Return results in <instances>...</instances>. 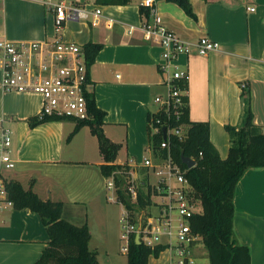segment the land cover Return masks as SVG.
I'll return each mask as SVG.
<instances>
[{
	"label": "crops",
	"instance_id": "crops-1",
	"mask_svg": "<svg viewBox=\"0 0 264 264\" xmlns=\"http://www.w3.org/2000/svg\"><path fill=\"white\" fill-rule=\"evenodd\" d=\"M62 1L87 12L85 18L64 23L62 39L82 48L87 42L101 44L87 65L88 92L104 111V135L119 145L113 163H126L131 173L144 170L142 159L152 154L147 128L155 108L153 97L166 91L165 80L174 67L168 72L161 69L159 42L142 28L153 23V13L142 5L143 0L126 4ZM153 1L163 24L182 39L204 36L219 42V48L206 55L180 54L175 66L187 73L184 92L189 119L208 122L210 141L225 158L230 144L225 126L241 125L245 90L253 121L264 131V0H190L194 16L176 3ZM141 5L147 14L141 13ZM96 9L100 13L95 14ZM54 34V11L45 0H0V38L42 41ZM1 77L0 59V81ZM41 103L39 93L4 91L0 83V121L12 132L14 161L6 169L10 172L0 171V184L3 179L16 180L41 199L61 201L65 220L88 226V248L103 264L99 249L103 247L106 254L113 249L111 220L117 215L111 214L112 204H119L121 211L123 205L108 199L111 191L99 167L105 160L98 138L87 124L68 138L77 124L71 117L30 125V117H39ZM137 180L141 183V178ZM233 201L234 236L248 246L251 264H264V165L244 172L236 183ZM48 241L38 213L2 202L0 264H33ZM172 256L164 248L157 257L150 255L148 264H171Z\"/></svg>",
	"mask_w": 264,
	"mask_h": 264
},
{
	"label": "built area",
	"instance_id": "built-area-1",
	"mask_svg": "<svg viewBox=\"0 0 264 264\" xmlns=\"http://www.w3.org/2000/svg\"><path fill=\"white\" fill-rule=\"evenodd\" d=\"M45 2L54 11L55 34L52 39L12 41L0 38L2 89L39 93L42 97L38 113L40 118L54 116L88 119L90 114L86 92L90 82L84 50L80 45L64 41L61 37V30L68 19L85 18L87 12L80 7L67 5L62 0ZM153 2L142 1L143 6L150 7L154 17L152 24H143L142 28L159 42L161 69L168 72L171 66L174 67L165 80L166 91L153 97L155 108L149 114L148 126L153 133L159 132L162 127V136L165 129L160 147L168 149L171 135L185 137L183 125H170L171 118L178 119L183 105V90L176 81L187 78L186 71L175 66V61L180 54L196 52L206 55L219 48V42L204 36L195 40L182 39L163 24L153 9ZM98 13L100 10L96 9L95 14ZM11 146L12 132L0 121V171L14 166ZM142 165L147 168V181L152 187L150 203L145 207L138 205L137 177L128 176L124 187L131 208L118 198L113 175L106 178V188L111 191L108 199L123 205L119 222L120 237L125 240V244L121 250L127 252L130 238L138 235L139 243L150 249L158 245L170 249L173 255L171 264H194L192 246L199 238L191 230L190 219L195 213L201 212L202 207L194 195L193 187L184 176L185 171L172 160L169 152L165 157L157 159L152 154L145 156ZM151 174L157 177L155 182L150 180ZM4 201L7 200L0 184V205Z\"/></svg>",
	"mask_w": 264,
	"mask_h": 264
},
{
	"label": "trees",
	"instance_id": "trees-1",
	"mask_svg": "<svg viewBox=\"0 0 264 264\" xmlns=\"http://www.w3.org/2000/svg\"><path fill=\"white\" fill-rule=\"evenodd\" d=\"M108 4H126L130 0H100ZM178 4L186 14L194 16L190 0H165ZM141 13L147 14L140 6ZM100 43L87 42L84 47L86 64L89 66L100 49ZM186 79L177 80L182 88L183 105L178 119L171 118L172 127L184 125L185 137L171 135L168 149L161 148L163 140L160 131L153 133L148 126V145L154 159L170 157L183 169L184 176L194 189L195 197L200 201L202 210L190 219L192 232L198 236L207 251L208 264H251L250 250L247 245L237 242L233 231L234 189L236 183L249 168H259L264 165V131L255 124L250 107L249 92H243V120L241 125H226L229 136V149L225 158H221L210 141L209 124L207 121H191L188 116L187 96L185 94ZM87 107L90 117L77 120V124L68 135L71 137L79 126L87 124L98 138L99 150L105 160L99 167L107 178L113 175L117 187V196L128 208H131L124 188H118L126 181L125 173L129 171L127 164L113 163L119 145L110 141L101 128L104 111L98 108L91 92H86ZM64 117L43 116L30 117V125H36L50 120H61ZM194 160L192 167H187L181 161V153ZM147 171V168L143 170ZM144 173L138 186V205L145 207L150 203L152 187ZM5 198L15 209L27 207L39 214L48 231L49 241L41 255L33 264H99L96 253L88 248L90 232L86 224L74 225L62 217L63 203L49 199H41L31 188H24L16 180H2ZM164 249L158 245L150 249L142 243H136L133 236L126 252L127 264H148V257H157Z\"/></svg>",
	"mask_w": 264,
	"mask_h": 264
},
{
	"label": "rangeland",
	"instance_id": "rangeland-1",
	"mask_svg": "<svg viewBox=\"0 0 264 264\" xmlns=\"http://www.w3.org/2000/svg\"><path fill=\"white\" fill-rule=\"evenodd\" d=\"M182 132L185 133L186 129L185 127H183ZM142 158V157H141ZM143 161V159H142ZM11 170H6V169H2L1 172L3 174L10 172ZM125 173V178L128 176H135V177H139L142 178V175H144V171L141 170L140 168L137 169L136 172L134 173ZM157 180V177L154 174H151V181L155 182ZM126 184V181H124V183L122 185H120L118 188H124ZM124 190V189H123ZM117 194V191H116ZM113 205V212L111 213L112 216L117 215L116 220L113 218L111 221L113 222V224L111 225L112 228V252L109 250V252H111L110 254H106L103 247L100 248V253H99V257H100V262H104L103 264H127V257H126V252L121 250L122 245L125 244V240L122 239L120 237L121 234V224L119 222V218H120V214H121V209H120V205L119 204H112ZM196 248L194 249V255H193V259H194V264H208V257L206 255L205 252V247L203 245V243L199 240L196 241ZM106 259L107 262L109 261V263H106Z\"/></svg>",
	"mask_w": 264,
	"mask_h": 264
},
{
	"label": "water",
	"instance_id": "water-1",
	"mask_svg": "<svg viewBox=\"0 0 264 264\" xmlns=\"http://www.w3.org/2000/svg\"><path fill=\"white\" fill-rule=\"evenodd\" d=\"M165 137V129L163 128V138ZM181 161L189 168L194 165V160L191 157H188L181 153ZM134 240L136 243H139L138 235H135Z\"/></svg>",
	"mask_w": 264,
	"mask_h": 264
}]
</instances>
